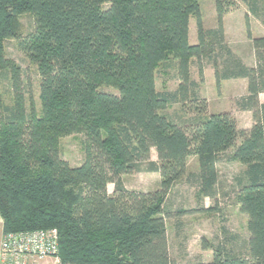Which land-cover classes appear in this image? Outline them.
<instances>
[{
	"label": "trees",
	"instance_id": "16d2710c",
	"mask_svg": "<svg viewBox=\"0 0 264 264\" xmlns=\"http://www.w3.org/2000/svg\"><path fill=\"white\" fill-rule=\"evenodd\" d=\"M232 4L215 0L217 25L206 28L200 0H0V73L13 89L11 105L0 99L3 230L56 228L61 264H174L165 216L169 192L196 156L198 170L189 175L203 197L214 196L219 156L234 148L231 158L246 165L236 200L247 216V256L205 241L212 259L190 264H264V35L252 38L248 31L257 62L245 64L225 43L224 15ZM23 13L35 18L26 34ZM192 16L197 43L190 42ZM8 39L37 65L39 110L26 107L22 68L7 55ZM206 54L218 86L248 80L240 106L253 111L249 130L228 112L185 124L164 113L171 103L191 99V66ZM169 60L178 88L160 92L156 71ZM72 133L85 136L76 166L59 155L61 137ZM144 165L160 173L159 189H128L122 175Z\"/></svg>",
	"mask_w": 264,
	"mask_h": 264
},
{
	"label": "rangeland",
	"instance_id": "374dc122",
	"mask_svg": "<svg viewBox=\"0 0 264 264\" xmlns=\"http://www.w3.org/2000/svg\"><path fill=\"white\" fill-rule=\"evenodd\" d=\"M233 4L224 15L225 43L246 63L256 65L257 56L252 38L264 35V0H232ZM201 16L204 27L217 25L215 0H200ZM247 18L250 25L247 24ZM24 34L35 29V18L31 13L19 16ZM251 37L249 36V32ZM190 42L197 43L196 17L190 19ZM6 52L22 68L21 88L25 104L30 108L34 104L41 108L40 75L37 65L17 46L16 39H8ZM203 67V76L200 67ZM192 79L196 83L191 99L186 102L171 103L164 113L177 123L185 124L201 115L228 112L236 120L240 129L249 130L254 123L253 111L244 110L240 103L248 95V80L235 78L222 80L218 86L213 62L206 54L201 60H193ZM8 76V75H7ZM0 73V99L7 105L13 102V89L9 77ZM179 76L174 61L162 63L156 71L158 91H175ZM104 90L115 91L111 87ZM259 101L264 103V93ZM84 140L82 133H72L61 137L59 155L71 165H79L84 158ZM234 148L220 154L217 162L218 181L215 194L203 197L198 182L189 173L198 170L196 156L188 159L185 176L172 187L165 203L166 225L169 254L174 264H190L197 261H210L213 255L211 246H224L229 252L247 256L249 231L247 216L240 210L236 192L244 176L246 165L231 158ZM151 159L158 160L155 149ZM125 186L130 190H156L160 187V173L147 170L146 165L139 172L122 175ZM114 185H108L112 193ZM168 213V215H167ZM210 244L205 247L204 242ZM60 256L50 259L55 263ZM59 263V262H58Z\"/></svg>",
	"mask_w": 264,
	"mask_h": 264
},
{
	"label": "built area",
	"instance_id": "2783aa9c",
	"mask_svg": "<svg viewBox=\"0 0 264 264\" xmlns=\"http://www.w3.org/2000/svg\"><path fill=\"white\" fill-rule=\"evenodd\" d=\"M56 228L5 232L0 216V264H61ZM59 262V263H58Z\"/></svg>",
	"mask_w": 264,
	"mask_h": 264
},
{
	"label": "crops",
	"instance_id": "0c3cea01",
	"mask_svg": "<svg viewBox=\"0 0 264 264\" xmlns=\"http://www.w3.org/2000/svg\"><path fill=\"white\" fill-rule=\"evenodd\" d=\"M243 60V59H242ZM245 63V62H244ZM247 65H250V66H253L254 64H252V63H246Z\"/></svg>",
	"mask_w": 264,
	"mask_h": 264
}]
</instances>
